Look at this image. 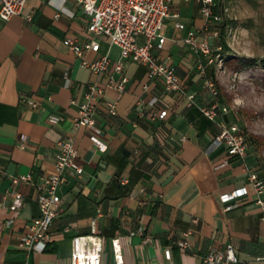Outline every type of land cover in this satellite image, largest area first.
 Returning a JSON list of instances; mask_svg holds the SVG:
<instances>
[{"label": "crops", "instance_id": "crops-1", "mask_svg": "<svg viewBox=\"0 0 264 264\" xmlns=\"http://www.w3.org/2000/svg\"><path fill=\"white\" fill-rule=\"evenodd\" d=\"M198 9L195 3L172 5L165 49L159 52L173 63L184 91L195 94L197 104L187 107L181 94L165 93L148 79L145 66L128 61L125 92L108 89L98 100V134L74 126L87 84L105 83L63 44L67 37L80 42L89 37L88 18L75 2L27 0L21 15L0 19V264H70L71 240L90 234L102 239L103 264H115V239L124 264H201L207 254L227 245L234 249L235 264H264V223L244 164L238 159L225 164V147L214 143L221 123L243 126L241 104L235 106L241 99L228 105L215 80L221 103L231 111L212 122L199 109L212 98L203 86L199 58L183 42L186 30L203 23ZM180 23L186 30H178ZM106 49L101 42L100 51L86 57L96 59ZM118 54L117 48L110 49L113 61ZM207 71L219 79L223 67ZM24 99L38 107L22 103ZM105 101L116 103V116H109ZM94 136L106 145L104 153L95 147ZM64 138L73 140L84 174L79 180L67 178L59 188L61 202L45 251L28 252L20 238L39 216V205L34 188L13 186L11 178L31 172L38 180L52 173ZM259 157V151L249 148V162ZM242 187L249 195L225 212L220 196ZM12 190L24 196L18 212L8 208L11 197L3 199ZM187 232L188 246L181 249L177 243ZM166 248L171 249L170 261L163 255Z\"/></svg>", "mask_w": 264, "mask_h": 264}, {"label": "built area", "instance_id": "built-area-1", "mask_svg": "<svg viewBox=\"0 0 264 264\" xmlns=\"http://www.w3.org/2000/svg\"><path fill=\"white\" fill-rule=\"evenodd\" d=\"M27 0H0V19L8 21L14 16L22 14ZM67 1V0H63ZM83 15L88 18L86 32L88 38L80 42L78 39L67 37L63 44L81 60L82 67L90 70L98 78H105V83L98 85L94 82L87 84L84 101L77 106V116L74 119L76 128L84 127L95 134L100 133L97 127L96 115L98 100L102 99L106 90L111 89L118 94L126 90L127 78L124 75L125 64L130 61L147 68L148 79L161 84L165 93L181 94L187 101V107L197 104V96L184 91L178 80L176 68L169 59H161L159 52L165 49L167 37L165 35L166 21L171 16V8L175 3L198 6L202 25L199 28L186 30L184 24L177 25L179 31L186 30L183 39L190 52L199 58V71L203 79V86L211 95L209 106L200 107V111L210 121L214 122L218 116L226 115L231 108L221 103L220 92L215 79L208 74L209 67L222 69V48L214 45L221 36L224 24L225 0H73ZM178 17V15H175ZM101 42L107 45L105 52L98 58L88 60V52L98 53ZM118 49V57L113 61L110 49ZM65 87L69 88L71 81L67 74ZM158 101L151 100V105ZM22 103L36 108L37 103L22 100ZM75 104V101H72ZM104 106L109 116L117 114L115 102L105 101ZM167 111L159 115L163 119ZM92 141L100 153L106 151V145L97 137ZM214 143L224 146L226 158L238 159L244 164V173L251 186L253 202L259 207L261 221L264 223V162L254 158L248 161L249 140L244 128L238 123H221L219 133ZM61 151L54 161V171L36 180L33 173L16 175L11 178L13 186L26 185L35 189L39 205V216L30 221L28 231L20 238V246L26 251L43 253L51 240L50 227L58 215L60 206L59 188L67 178L79 180L84 174L83 167L78 162V153L71 138H64L58 143ZM2 172L0 171V174ZM249 195L247 187L235 189L220 196L225 205L224 211L232 210L235 201ZM11 197L8 206L11 212H18L24 204L21 192L12 190L3 196L4 201ZM189 232L183 235L177 245L184 249L188 246ZM149 242V238L145 239ZM112 258L115 264H124L123 251L119 240L112 241ZM104 246L101 237L96 234L78 236L71 240L70 264H103ZM166 261L171 260V249L163 252ZM237 258L231 245L222 251L210 252L201 264H235ZM162 264V263H161Z\"/></svg>", "mask_w": 264, "mask_h": 264}, {"label": "rangeland", "instance_id": "rangeland-1", "mask_svg": "<svg viewBox=\"0 0 264 264\" xmlns=\"http://www.w3.org/2000/svg\"><path fill=\"white\" fill-rule=\"evenodd\" d=\"M224 27L221 42L228 50L223 54V74L217 79L223 100L232 107L241 104L244 128L249 138L259 144V159L264 161V82L263 70L259 67L235 72L232 57L260 60L264 58V0H225ZM220 41L214 45L220 44ZM242 102V103H241ZM236 111V109H235Z\"/></svg>", "mask_w": 264, "mask_h": 264}, {"label": "trees", "instance_id": "trees-1", "mask_svg": "<svg viewBox=\"0 0 264 264\" xmlns=\"http://www.w3.org/2000/svg\"><path fill=\"white\" fill-rule=\"evenodd\" d=\"M223 27H224V24L221 27V36L219 38V41L221 40V37L223 34ZM219 46L222 48L221 54L223 57L224 50H228V47L225 44V42H223V41L222 42L220 41ZM229 60L236 62L235 72H238L241 70H247V69H251V68H255V67L261 68L263 70V79L262 80L264 82V58L257 60V59L232 57V58H229ZM223 62H224V60H223ZM248 140H249V138H248ZM253 145H254L255 150L259 149V144L256 141L253 142Z\"/></svg>", "mask_w": 264, "mask_h": 264}]
</instances>
